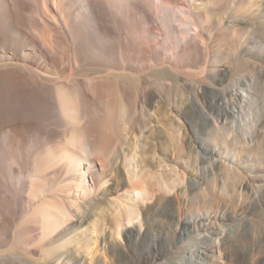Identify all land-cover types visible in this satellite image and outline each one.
<instances>
[{
  "label": "bare ground",
  "instance_id": "bare-ground-1",
  "mask_svg": "<svg viewBox=\"0 0 264 264\" xmlns=\"http://www.w3.org/2000/svg\"><path fill=\"white\" fill-rule=\"evenodd\" d=\"M262 19L264 0H0V264H123L140 219L164 209L180 240L186 213L213 212L197 223L211 261L187 264H264V218L251 216L264 192L239 202L246 182L208 157L232 148L224 120L249 96L242 150L264 165ZM180 159L214 178L160 172Z\"/></svg>",
  "mask_w": 264,
  "mask_h": 264
},
{
  "label": "rangeland",
  "instance_id": "rangeland-1",
  "mask_svg": "<svg viewBox=\"0 0 264 264\" xmlns=\"http://www.w3.org/2000/svg\"><path fill=\"white\" fill-rule=\"evenodd\" d=\"M264 22V19H262ZM260 33L259 31H256L255 33H252L250 35V39L254 35H258ZM263 50H264V42L262 44H258ZM249 83L253 87L251 88V94L254 96L257 95V77L256 75H252L249 77ZM237 86L235 83H232L227 87V90L229 93H226L227 98L229 97L232 101V98L236 96V90ZM224 91H226L224 89ZM251 97L247 96L246 99L242 102V108H235V111L233 114L228 116L226 120H224L226 127L229 128V134L227 135V139L230 142H234L232 148H228L226 151H213L209 159H211L213 162L221 161L222 168L227 170H235L237 174L243 178L244 182L248 185V188H239L237 190V194L239 196V202L244 201L248 202L249 200H252L254 197H257L259 193L264 192V165H260L255 160H252L250 157L247 156L245 151H243L242 147L249 145H254V142L252 141V134H255L256 131V125L248 120V116L246 113H250L252 111V108L254 106H250V108L247 106L250 102ZM248 100V101H247ZM176 119L179 120L181 124H184L183 120L176 115ZM255 125V126H254ZM200 136L205 139L208 136V130H205L200 133ZM235 145V146H234ZM163 167H160V172H167L172 175L175 173L181 174L183 172L184 179L183 184L186 182L187 179L190 178L189 171L193 173H203L204 178L206 181L210 182L215 174L214 170L210 168V165L207 162L201 163L197 166V169H191L188 168L185 160L180 159L177 163H173L168 160H166ZM173 163V164H172ZM107 183L106 185H108ZM182 184V185H183ZM217 189V188H216ZM202 190V189H201ZM204 190V188H203ZM202 190V191H203ZM202 191L198 192L202 194ZM165 195H169V193H165ZM152 200H143L141 207H146L148 204H151ZM187 201L185 200V203ZM255 214L253 213L252 217L260 216L264 218V203L261 202L260 205H256ZM107 213V211H106ZM166 210H157L156 212H152L151 210L148 212L149 217L151 218L152 222L149 224V228H146L145 225H143L142 218L140 219L141 222V230L140 235L136 237L137 243L135 248H127V251L131 254L130 259L123 263V264H164L165 260H173L176 261L177 259L180 260L182 263L180 264H187L191 260L195 261H207L210 262L211 258L206 257L203 252H207V250L204 249V246L209 243V240H203L205 239L206 235L210 236L211 234L201 228H197V223L199 222H209V220H212V218H208L209 215H212L213 212H205L204 210H193L189 211L188 213L183 216V220L185 221L186 225H189V233L184 235L182 240L179 239V232L175 231L176 227V220L171 218L170 216L166 215ZM260 213V214H258ZM256 215V216H255ZM263 215V216H262ZM238 217L240 216H233L232 218H229L227 220H221L222 222L225 221V223L229 224L230 226H236V222L240 220ZM153 218V219H152ZM258 218V217H257ZM238 219V220H237ZM220 221V220H217ZM236 221V222H235ZM107 219L103 221L104 225L102 224L101 228H98V244L100 243V247H104L105 244L102 241V238L105 234H107V231H109V227L107 225ZM239 222V221H238ZM137 225V222L134 221L132 223H125L123 226V230L126 228H135ZM193 225V226H192ZM228 226H226L227 228ZM184 232V231H180ZM200 233V234H198ZM91 235V234H90ZM215 237L214 235H212ZM118 240L122 241L123 236L122 234L117 237ZM103 242V243H102ZM238 243L240 241L237 240ZM242 245V243H240ZM239 244V245H240ZM93 246V243H90V247ZM236 248V247H235ZM156 249H162L166 250V254L164 255H157L155 250ZM238 249H236V254ZM173 251V252H172ZM175 251V252H174ZM234 252V251H233ZM232 252V254H233ZM235 254V255H236ZM178 255V257H177ZM238 255V254H237ZM236 255V256H237ZM236 256H227L223 257V260L225 262H228L229 264H236L237 263V257ZM140 258V260H138ZM210 258V259H209ZM239 263V262H238ZM237 263V264H238ZM240 264V263H239Z\"/></svg>",
  "mask_w": 264,
  "mask_h": 264
}]
</instances>
